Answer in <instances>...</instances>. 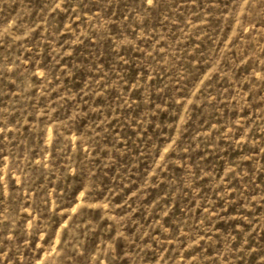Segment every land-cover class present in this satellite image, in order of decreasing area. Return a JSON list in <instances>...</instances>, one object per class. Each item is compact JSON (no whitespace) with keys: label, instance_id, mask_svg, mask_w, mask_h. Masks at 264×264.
Instances as JSON below:
<instances>
[{"label":"rangeland","instance_id":"1","mask_svg":"<svg viewBox=\"0 0 264 264\" xmlns=\"http://www.w3.org/2000/svg\"><path fill=\"white\" fill-rule=\"evenodd\" d=\"M0 264H264V0H0Z\"/></svg>","mask_w":264,"mask_h":264}]
</instances>
